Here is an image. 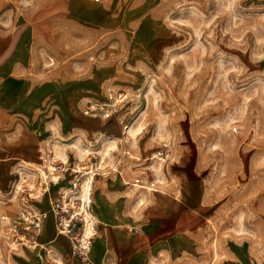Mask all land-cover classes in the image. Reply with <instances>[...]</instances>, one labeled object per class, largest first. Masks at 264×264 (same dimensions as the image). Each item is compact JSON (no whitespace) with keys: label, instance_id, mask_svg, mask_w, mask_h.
Returning a JSON list of instances; mask_svg holds the SVG:
<instances>
[{"label":"rangeland","instance_id":"rangeland-1","mask_svg":"<svg viewBox=\"0 0 264 264\" xmlns=\"http://www.w3.org/2000/svg\"><path fill=\"white\" fill-rule=\"evenodd\" d=\"M9 42L16 92L27 85L34 98L57 86L68 110L84 80L97 86L91 103L66 112L74 132L55 101L4 116L0 264H34L29 249L8 243L6 222L34 212L40 184L64 193L70 169L90 165L122 172L134 219L147 218L156 189L179 198L187 187L192 249L155 264H264V0H0V54ZM23 123L39 131L15 146L6 128ZM30 156L37 163L20 168ZM20 178L24 192L13 196ZM93 207L82 211L96 237L106 222ZM45 262L62 264L55 253Z\"/></svg>","mask_w":264,"mask_h":264},{"label":"crops","instance_id":"crops-1","mask_svg":"<svg viewBox=\"0 0 264 264\" xmlns=\"http://www.w3.org/2000/svg\"><path fill=\"white\" fill-rule=\"evenodd\" d=\"M11 46L12 42L11 44L9 42L0 54V142L3 138L1 132L4 130L1 122L4 116L31 115L37 110L38 106H43L54 101L61 108L60 115L62 122H67V125H70L69 132L79 130L73 123L74 119L67 118L66 112H71L72 107L77 111L80 109L81 104L85 103L86 105L87 103H91L90 100H93L95 95L94 88L97 86L95 80H84L86 82L84 84L85 88L77 92L79 94L78 101L70 108H67L68 110L63 108V104H59L60 95L57 86L54 93L40 91L39 94L34 95V98L29 94L30 91L27 85L25 87L21 85L17 86L20 88L19 92H16L12 88L19 82L13 79L12 74L17 62H10L15 50L14 47L11 53ZM75 81L78 82L79 80ZM23 124L18 129L23 131L21 138H17L15 131L18 130L16 128H13L15 131H12L9 127L6 128L8 130L7 134L10 136L9 132H11L13 136L11 139H19L18 143H12L15 146L23 143L22 141H25L27 134L32 135L33 131L34 133L39 131L37 128L34 129L28 126L29 124ZM84 130L86 131V129ZM40 131L42 133H39L38 138L40 141H43L47 135L43 129ZM38 146L40 145L37 140L35 144L37 159L40 158ZM20 156L19 154L11 156L5 158L4 161H10L13 158L22 160ZM23 162L37 163L31 156L26 161L23 160ZM112 175H115L118 180L114 179ZM95 181L97 187L94 184L93 189H96L94 199L92 197V201H94L92 213H98L105 220L106 224L102 223L103 226L101 227L96 226L98 234L92 241L89 264H155L162 257L177 259L192 249V241L189 236L191 223L188 218L189 213H187V187L181 190L179 198L176 196L178 193L175 190L168 192L175 197H170L161 191L157 195L158 189L150 193L148 196H150L151 205L148 208V216L140 220L131 218V215L125 214L127 205L121 199L125 191L124 186L127 184L122 172L120 176L112 172L105 179L99 178ZM58 192L60 191H57L55 195L51 191L49 193L46 192L41 197L36 198L37 204L32 206L34 211L46 215L42 224V231L37 235L36 239L46 250L49 247L60 258L62 264H83L71 256L69 240L56 233L53 217L49 209V200L55 199ZM30 251L34 257V264H41L38 257H41L42 264H47L45 262L46 255L44 250L39 249L38 254L33 250ZM211 262L214 264L213 258H211Z\"/></svg>","mask_w":264,"mask_h":264},{"label":"built area","instance_id":"built-area-1","mask_svg":"<svg viewBox=\"0 0 264 264\" xmlns=\"http://www.w3.org/2000/svg\"><path fill=\"white\" fill-rule=\"evenodd\" d=\"M160 156L162 155L160 154ZM164 157H166V155L161 158L164 160ZM81 169L83 171L82 173L76 172L75 168L70 169L74 174V178L69 182L70 188L64 193L58 192L55 199H50L49 209L53 217L56 233L66 237L70 242L71 256L78 259L83 264H89V254L95 234L84 236V225L86 224V220L82 208L84 207V209L89 212V206L92 204L91 189H93L97 177L104 175L108 176L112 172L120 176L121 171H119L117 167H113L102 171L101 174L92 165L81 167ZM78 175H80L79 178H85L87 180L89 190L86 193L85 202L79 197L80 183L78 180L74 182ZM138 182V179L135 180L134 185L138 184ZM46 192L49 193L46 188H43L41 194L38 193L35 199L41 197ZM28 197H30V195H28ZM45 218L46 215L38 211L24 212L20 214L18 219L19 223L6 222V226H8L6 230V239L8 243L20 247H34L36 245V237L40 229H42ZM7 219L6 217L2 218L3 221H7ZM40 250H44L47 255L45 247H40Z\"/></svg>","mask_w":264,"mask_h":264},{"label":"bare ground","instance_id":"bare-ground-1","mask_svg":"<svg viewBox=\"0 0 264 264\" xmlns=\"http://www.w3.org/2000/svg\"><path fill=\"white\" fill-rule=\"evenodd\" d=\"M111 100H112V98H111ZM25 164H27L26 162H23L22 161V163H21V166H20V168H23L24 166L23 165H25ZM77 169H79V173H82L83 171H82V169L80 168V167H77ZM21 171H22V173L20 174L21 175V177L24 175V174H27L26 172H25V170L24 169H21ZM84 175V174H83ZM27 176H29V177H31V175H27ZM58 177V176H57ZM57 179V178H56ZM57 181V180H56ZM27 182V180L26 179H23V181H21V178H20V180H19V182L14 186V195L13 196H15L17 193H19V192H24V190L22 189V188H24L25 186H23L25 183ZM87 185V184H86ZM38 187H41V190H43V188L45 189L46 188V190H49L50 191V188L49 187H47V184L46 183H42V184H40ZM84 188H85V186H84ZM88 188V187H87ZM28 189H30V188H28ZM31 189H34V188H31ZM84 191L80 188V192H79V197H81L82 199H84V201H85V199H86V195L83 193ZM38 193H40L41 194V192H38ZM88 217H89V214L87 215V221L89 222V220H88ZM93 218V217H92ZM85 226V225H84ZM91 226V224L90 225H87V230H89L90 232H88V233H91L92 231H95V230H93V228H91L90 227ZM41 229H40V232L39 233H41ZM93 235V234H92ZM84 236H89V235H87V233H86V230H85V228H84ZM40 247H44L37 239H36V245L34 246V247H20V246H17V249H19V248H22V249H29V250H33V251H35V252H37V254H38V250L40 249ZM52 251L51 250H49V249H47V255H46V258L47 259H49V260H51L52 259ZM40 258V259H39ZM38 259L40 260L39 262H41V264L43 263V261H42V259H41V257H38Z\"/></svg>","mask_w":264,"mask_h":264}]
</instances>
